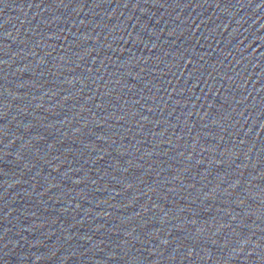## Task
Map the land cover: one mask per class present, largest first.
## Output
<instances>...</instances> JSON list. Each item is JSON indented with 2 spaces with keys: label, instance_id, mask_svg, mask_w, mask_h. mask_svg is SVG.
<instances>
[{
  "label": "water",
  "instance_id": "95a60500",
  "mask_svg": "<svg viewBox=\"0 0 264 264\" xmlns=\"http://www.w3.org/2000/svg\"><path fill=\"white\" fill-rule=\"evenodd\" d=\"M0 264H264V0H0Z\"/></svg>",
  "mask_w": 264,
  "mask_h": 264
}]
</instances>
